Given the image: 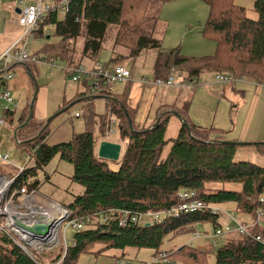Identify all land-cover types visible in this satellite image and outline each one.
I'll list each match as a JSON object with an SVG mask.
<instances>
[{"label":"trees","instance_id":"trees-1","mask_svg":"<svg viewBox=\"0 0 264 264\" xmlns=\"http://www.w3.org/2000/svg\"><path fill=\"white\" fill-rule=\"evenodd\" d=\"M172 1L175 0H69L67 13L61 14L50 8L38 20L34 37L52 34L47 29L51 26L55 27L60 38L38 55H55L60 64L72 67L81 66L86 57L98 61L103 43L108 37L111 39L109 27L116 25L110 57L101 63L106 68L156 50L153 70L156 78L167 79L175 71H182L181 76H185L186 81H197L204 72L263 81L264 0L254 1L253 9L258 15L255 19L235 0H203L210 13L201 33L216 45L213 54L204 56L186 55L179 47L162 50L163 39L155 36L150 20L154 16L158 18L162 6ZM79 38L84 39L81 49L77 48ZM23 64H28L30 69L35 65ZM80 81L83 90L71 99H64L55 112L81 99L86 118L85 131L74 134L67 142L50 145L46 142L48 126L33 116L18 130L17 136L30 150L38 153L41 164L59 155L74 165L71 178L82 185L83 193L74 195L73 202L65 205L84 217L85 227L75 232V243L70 244L62 261V249L43 251L31 258L0 233V264H78L84 254L102 255L110 249L124 252L127 248L153 249L156 259L160 252L166 253L165 257L158 259L162 263L157 264H206L208 249L196 248L193 244L168 251L160 248L166 238L195 232L199 224L212 222L216 229L220 226L219 214L205 210L157 221L149 226L118 224L119 210L141 212L169 208L179 201V193L184 190L195 191L197 197L209 205L233 202L237 212L255 218L259 210L264 214V202L261 201L264 196V164L235 160L239 146L221 143L224 136L219 129L198 126L189 120L184 110L173 106L160 107L155 121L139 128L134 120L136 109L127 104L129 81L123 94L114 93V83H107L103 78H99L95 94L91 92L92 78L84 77ZM4 84V71L0 68V88ZM96 98L106 99L105 112L98 115L94 110ZM30 106L27 105L19 118L20 125L29 116ZM13 112L12 108L0 111L7 124L13 122ZM81 116L79 113L75 117ZM112 118L117 123L118 141L125 144L117 161L98 155L100 142L108 140L111 135ZM173 121H181V124L177 134L170 136L168 131ZM184 122L188 123L189 129ZM96 124L99 126L98 135H95ZM256 146L264 154V142ZM112 163L118 168H112ZM36 168L25 166L16 186L39 190L40 181L29 179L30 175H36ZM232 185L235 188L228 187ZM253 232H259L258 228ZM224 240L215 250L216 264H264L263 243L237 233L226 235ZM163 259L170 263L163 262Z\"/></svg>","mask_w":264,"mask_h":264},{"label":"rangeland","instance_id":"rangeland-1","mask_svg":"<svg viewBox=\"0 0 264 264\" xmlns=\"http://www.w3.org/2000/svg\"><path fill=\"white\" fill-rule=\"evenodd\" d=\"M31 0H27L28 3ZM185 1V0H184ZM255 1V0H254ZM13 2L17 3L16 0H7V3ZM169 4L165 6V11L163 13H157L159 17L157 18L154 16L150 20V27L156 31L155 36L163 39L165 35L168 34L166 43L168 42H175L177 40V34H175L176 26H173V17L176 16H187L193 19V23L187 22V25L195 29V36L205 39L204 49H202L201 55H211L215 52V44L214 42L210 41V39L204 38L202 36V28L205 25L207 18L210 13V9L208 4H206L203 0H186L185 2H168ZM167 4V3H166ZM178 7L176 8V6ZM163 7V6H162ZM249 13H253L254 17L257 18L258 15L252 9H248ZM178 14V15H177ZM181 14V15H180ZM249 15V14H248ZM157 18V20H156ZM170 22H169V21ZM169 24H171V29L169 30ZM183 26V25H182ZM116 25H112L109 27L110 37L111 39L115 36ZM48 30L52 31V34H48L49 38L46 36H37L34 37L30 41L31 50L34 52L40 51L48 45L55 44L59 41V36L55 33V27H48ZM191 32V29H189ZM50 33V32H49ZM185 34V33H184ZM186 37L187 45L189 43L190 35H184L182 40ZM84 38V37H83ZM109 37L103 43V50L100 54V60L107 59L108 53L110 52L109 49L112 45L111 40ZM77 48L81 49L84 44V39H78ZM164 42V41H163ZM162 48L165 47L167 44H163ZM178 46V45H177ZM176 46V47H177ZM154 50H149L146 53L136 57L135 60L128 59L126 60V64L133 69L136 76H153V65L155 62ZM209 52V53H208ZM194 55V54H193ZM47 57L48 55H43ZM55 56V55H52ZM92 62L90 59L84 58L82 61V67L85 69L88 68L89 63ZM104 63L105 61H100ZM125 62V61H122ZM65 64V63H64ZM62 64V65H64ZM39 73L36 75V84L40 87V90L37 92L36 100L33 103V111L35 108H39V110H43V114L47 112L46 120L55 113V110L59 107L62 103L63 99H71L76 93L81 85V81H74L72 76L69 75L64 68L61 66L50 68L45 65H40L38 67ZM181 71V70H180ZM182 72V71H181ZM181 72H179L181 74ZM184 72V71H183ZM174 76L176 79L182 80L185 76H178V73L175 71ZM216 76V73H215ZM244 78H239V80ZM195 81V80H194ZM258 81V80H257ZM261 82V81H259ZM264 82V79L263 81ZM124 82H117L113 85H122ZM11 108L13 109L15 106L18 108V99L10 104ZM68 110L60 113L56 117H54L49 123L46 122L45 126L48 125V137L47 143L50 145L58 144L64 141L70 140L74 134L81 133L86 130V118L83 113V106L82 102L75 100L65 108ZM94 110L96 111L97 115L102 114L105 112V101L101 98L94 99ZM75 112H79L82 114L81 117H75ZM115 118H112L111 124V131L114 134H111V139H114L118 136L117 130V123L115 122ZM177 127H173L170 124L168 134L170 136H174L177 134V131L174 129ZM15 130V129H14ZM99 126L98 124L95 125V135H98ZM250 142V141H246ZM1 149L7 151L10 155V159L8 163H2L0 166L6 174H13L14 169L18 166L25 167L27 166L28 169L36 168V175H30V180H39V198L44 201L48 202L50 200H54L61 204H70L73 202L74 195L82 194L83 187L80 184H77L72 180V175L74 172V165L67 161L60 158L59 155L54 156L50 162L46 164H41L40 157L36 151L30 150L26 143L21 144L15 138L14 131L12 134L4 133L2 135V143ZM235 160H245L250 161L256 164H264V155L261 154L259 148L255 145H244L239 146L236 150ZM45 163V161H42ZM111 167L114 169L118 168L117 164L112 163ZM214 209L220 210V214L218 216V221L220 226L224 227L227 224H252L256 221L255 216L246 213L237 212L236 204L233 202L226 203V204H217L214 205ZM74 212V211H73ZM75 215H78L74 212ZM230 214L233 215V218L230 217ZM259 216V223L260 225L264 226V215L258 214ZM214 224L212 222H206L203 224H199L197 226V230L199 232H207L210 236L205 237H197L194 238V232L183 233L175 238H166L161 245L162 251H168L172 248H179L185 244H193L196 248L208 249L210 251L209 255L206 257V264H216V256L215 250L217 246H221L224 243L225 236L216 237L213 235L215 230ZM75 231L71 228L67 232V236L71 241L74 238ZM174 249V250H175ZM136 249L130 248V253ZM153 249L143 248L140 249V253L137 258V263L139 264H157L162 263L158 259L153 256ZM119 250L112 249L109 251V254L118 253ZM134 255L133 260H135L136 253H132ZM84 258L80 264H89L92 260V256L89 254H84ZM82 256V257H83ZM131 256L127 258H130ZM132 259H126L124 262L129 263ZM192 261V260H190ZM92 263V262H91Z\"/></svg>","mask_w":264,"mask_h":264},{"label":"crops","instance_id":"crops-1","mask_svg":"<svg viewBox=\"0 0 264 264\" xmlns=\"http://www.w3.org/2000/svg\"><path fill=\"white\" fill-rule=\"evenodd\" d=\"M185 1L175 0L172 2ZM16 2L17 3L15 4L13 2L7 3V0H0V56L10 48L14 47L18 39L23 34V26L18 22L19 9L22 7V5L19 3V0H16ZM235 2L238 5L245 6L247 9H249V11L252 9L254 4V0H235ZM168 4L169 3H165L163 5L160 11L161 13L166 10L165 6ZM177 7L178 5L176 8ZM248 14L249 16L254 17L253 13L251 14L248 12ZM173 18V26H176L175 34H177V40L175 42L166 43L168 34L165 35L163 40L164 42H162L163 44L167 45L163 47L162 50H169L171 48L179 47L186 55L204 56L201 55V53H205L202 52V49H204V45L206 44L204 41L205 39L195 36L196 32L193 26H186L187 22L193 23V19L187 16H176ZM170 25L171 24H169V30L171 29ZM189 29H191V32ZM187 34L190 35V41L184 46L186 43V37L183 40L182 38ZM47 38H49V36H47ZM40 51L33 52L38 54ZM153 52L156 60L157 51L154 50ZM109 57L110 52L108 53L106 60H108ZM90 60L92 62L89 63L87 69H92L97 63H101L100 61H106L104 59H99L98 61H94L92 59ZM124 61L125 62L123 63L126 64V60ZM40 65L41 64H35L32 69H30L28 64H15L13 67L11 66L10 68L14 74V77L8 82H5L4 86L1 87L10 88L13 96L15 97V101L16 98L18 99V108L17 106L13 108V122L8 124L6 123L4 126H0L1 152L7 153L6 150L1 149L2 135L4 133L9 135L12 134V131H14V135L18 143L23 144V142L20 141L17 136L19 130H17V127L20 125L19 118L23 115L27 105L31 104L32 102L35 91V79L36 75L39 73L38 67ZM131 70L132 76L128 80L130 85L127 104L129 107L136 109L134 120L135 124L139 128L147 127L153 123L158 116V110L160 107L173 106L175 109L184 110L192 123L205 128L219 129L224 136V140L245 142L250 141L257 143L264 142V82H259L250 78H244L232 83L224 84L216 80L214 73L204 72L199 76L197 81H186L184 80V77L182 80H178L174 76V84L162 86L156 84L155 80L157 78L153 74V76L148 77L136 76L132 68ZM172 75H174V73ZM178 76H181V74L178 73ZM119 82H124V84L122 83V85H115L112 87V91L116 94H123L126 91L127 81ZM38 88L40 90L39 86ZM82 88L83 83L81 82L77 93L83 90ZM78 101L82 102L81 99H78ZM104 101H106V99H104ZM62 103L59 105V107L62 105ZM170 111H174V109H171ZM46 115L47 112L43 114V110H39L38 107L37 109L35 108L34 116L38 121H42L46 124ZM159 118H161V116ZM180 124L181 121H173V127H177L174 129L177 130ZM45 127H43V129ZM110 137L111 135L109 136L108 141L121 144L122 154L125 144L118 141V136L114 139H111ZM261 154L264 155L263 153ZM1 165L2 163H0V166ZM2 170L3 169L0 167V174H6ZM16 172L17 170L15 168V173L13 175H15ZM228 187L235 188L233 185ZM236 188H239V186H236ZM197 226L195 228H197ZM195 231L198 230L196 229ZM200 233L205 237L210 236V234L207 232ZM129 250L130 248H127L124 252L119 251L118 253H113L111 255L109 254V251H112V249L105 251V253L102 255L89 254L93 257L89 264H127V262H124L126 259H132L128 264H139L137 263V258L140 250L136 249L132 251V253H136L135 260H133L134 255H132ZM127 255L128 257H131L127 258ZM82 256L79 262L83 260L84 256ZM79 262L78 264H80Z\"/></svg>","mask_w":264,"mask_h":264},{"label":"built area","instance_id":"built-area-1","mask_svg":"<svg viewBox=\"0 0 264 264\" xmlns=\"http://www.w3.org/2000/svg\"><path fill=\"white\" fill-rule=\"evenodd\" d=\"M19 0L22 5L18 17V22L23 26V34L16 42L15 46L0 56V68L4 71V80L8 82L14 77L11 66L15 64L33 63L42 64L50 68L61 66L73 78L74 81H80L84 77L93 79L92 93L95 94L99 88L98 80L103 78L107 83H116L119 81H128L131 76V69L128 65L119 63L112 68H106L101 63H97L95 68L85 69L82 66L72 67L62 65L55 56L38 55L31 50L30 41L34 37V30L37 28L38 20L53 8L61 14L69 11V0ZM216 80L228 84L238 81L239 78L229 74L218 73ZM157 85L169 86L174 84L175 77L170 75L167 79L157 78ZM15 102L10 88H0V111L5 108H11L10 104ZM79 113L76 112L75 116ZM6 125V119L0 114V126ZM114 133V132H111ZM10 155L0 151V163H8ZM22 166L16 167L15 175L0 174V233H4L9 239L20 247L31 258L43 251L63 250L62 261L66 255L70 244L75 240H69L68 230L78 232L85 227L84 217L75 215L74 212L65 204L54 200L48 202L42 201L38 194L39 191L28 186L17 187L18 177L24 172ZM197 193L193 190H184L179 193V201L169 208L162 210L147 209L141 212H131L127 209L119 210L118 224L126 226L128 223L139 225L152 224L157 221L178 218L185 214H193L210 210L213 214H220V210L214 209V205H209L199 199ZM264 202V196L261 198ZM258 214H263L261 210ZM264 215V214H263ZM233 218L232 215H230ZM87 220V218H86ZM105 221V220H104ZM41 224L44 229L42 232L35 233L29 230L36 225ZM258 228L259 232H253ZM237 233L247 235L258 242L264 244V226L259 223V216L252 224H227L214 230L216 237ZM202 236L199 231H195L194 239ZM164 252H160L157 259L165 257ZM163 262L170 263L167 260Z\"/></svg>","mask_w":264,"mask_h":264},{"label":"water","instance_id":"water-1","mask_svg":"<svg viewBox=\"0 0 264 264\" xmlns=\"http://www.w3.org/2000/svg\"><path fill=\"white\" fill-rule=\"evenodd\" d=\"M19 13H20V9H19ZM38 90H39V88H38V86L36 84V80H35V91H34V96H33L32 102H31V106H30L29 116L27 117L26 121L23 124H21L17 127V130L22 128L23 126H25L27 123H29L30 120L32 119V117L34 116L33 103L36 100ZM68 108L69 107L64 108V109L54 113L52 115V117H50L48 119L47 122L49 123L54 117H56L57 115H59L60 113H62L64 111L68 110ZM174 113L176 115H179L175 111H174ZM127 117L129 118L131 128H133L130 117L129 116H127ZM184 124L189 129L188 123L184 122ZM220 142L223 144L237 145V146L257 145L258 144L257 142H245V141H234V140H222ZM120 154H121V144L120 143H116V142H112V141H108V140H103L100 142L99 149H98L99 157L107 159V160H111V161H117L120 158ZM149 225H150L149 223L146 224V226H149ZM43 229H44V227L41 224H38L33 228H29V230L34 231L35 233L42 232Z\"/></svg>","mask_w":264,"mask_h":264}]
</instances>
